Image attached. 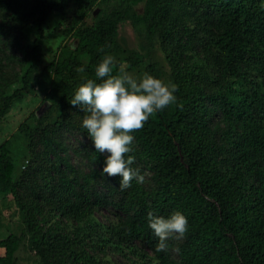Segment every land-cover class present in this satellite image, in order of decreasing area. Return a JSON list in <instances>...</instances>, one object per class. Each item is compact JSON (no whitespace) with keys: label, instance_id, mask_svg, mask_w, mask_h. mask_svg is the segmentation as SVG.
I'll use <instances>...</instances> for the list:
<instances>
[{"label":"trees","instance_id":"16d2710c","mask_svg":"<svg viewBox=\"0 0 264 264\" xmlns=\"http://www.w3.org/2000/svg\"><path fill=\"white\" fill-rule=\"evenodd\" d=\"M261 2L0 0V116L14 101L39 90L61 115L49 119L47 113L36 126H20L27 139L42 135L45 160L32 166L38 179L33 180L20 179L21 164L14 158L13 183L0 190L13 195L29 236L27 247L42 264H105L100 253L113 237L118 238L117 248L135 241L143 264H264ZM72 3L76 10L68 19L70 40L35 75L45 60L46 13L65 15ZM127 27L146 52L161 47L177 99L133 131L132 166L146 165L152 182L133 179L129 188L121 189L115 175L107 194L95 185L102 175L97 167H103L106 155L74 123L73 109L83 108L70 99L87 78L99 79L95 67L106 55L114 58V74L121 68L133 74L142 67L161 78L157 63L145 65L147 53L128 45L122 35ZM9 69L15 74L9 75ZM74 127L89 140L82 151L76 149L97 164L89 171L73 163L65 146V133ZM48 162L56 171L46 170ZM108 204L117 221L109 225L106 239L96 213ZM174 209L186 214L187 232L179 241L170 237L166 250L157 252L148 213L167 216ZM97 238L103 244H94ZM0 247L6 264H14L15 248L1 238Z\"/></svg>","mask_w":264,"mask_h":264},{"label":"rangeland","instance_id":"374dc122","mask_svg":"<svg viewBox=\"0 0 264 264\" xmlns=\"http://www.w3.org/2000/svg\"><path fill=\"white\" fill-rule=\"evenodd\" d=\"M72 7L68 9L65 15L57 11H48L46 31L47 38L45 39V60L42 66L35 71V75H40L43 71V67L52 61V59L59 53L60 47L70 40L69 34L71 32V26L68 23L70 16L74 15L76 6L71 4ZM54 32L60 34L55 35ZM66 34V35H65ZM63 35V36H61ZM128 39V45L131 48L141 49L139 46V40L131 27H127L122 34ZM148 55V63H157V69L160 71L161 79L165 81H172L170 79V65L165 57L160 46L153 48L146 52ZM213 66V65H212ZM17 69V65H13ZM242 71V68L241 70ZM134 76H140L146 71L142 67H137L133 71ZM9 75H14L13 69L8 70ZM253 75L256 81H260L261 77ZM33 78V77H32ZM173 82V81H172ZM45 94L42 91H37L36 94L27 95L21 100H16L10 107L9 112L0 116V190L12 185V173L14 170L13 159L17 158L20 161V179L29 177L37 179L34 175V168L32 166L42 163L45 158L42 156L44 152L43 137L38 133L34 135L32 139H27L21 136L20 126L27 122L32 126H36L39 123V118L48 113L49 119H57L61 117L58 110L51 108V101L45 100ZM86 115L84 110L77 112L76 108L73 109L74 123L76 126L82 125V119ZM78 129L74 127L73 131L66 132L65 146L68 149L72 161L74 164L80 166L84 171H89V167L96 166L97 164L89 163V159L84 155H79L76 151H82V145H88L89 140L86 136H78ZM10 143V148L5 146V142ZM106 155V153H103ZM18 156H20L18 158ZM48 158L51 156L49 154ZM47 160V159H46ZM91 162V161H90ZM139 164V163H138ZM99 166V165H98ZM100 170L103 167H97ZM30 169V170H29ZM139 169L145 176V184L149 185L152 182V174L146 167V165H139ZM29 170V176L25 175L24 171ZM50 173L56 171V167L50 162L47 163V168ZM28 178V179H29ZM114 176H107L102 173L98 182H95L96 187L100 188L102 192L110 194L109 185L112 184ZM38 180V179H37ZM111 198V196H110ZM99 224L101 225L100 233H105L104 238L110 236L109 225L114 224L117 221V212L111 204L102 206L96 213ZM0 238L7 244L15 248V262L14 264H42L40 257L34 250L27 247L28 234L26 228L20 219L19 209L13 195L4 194L0 192ZM175 238V237H174ZM173 238V239H174ZM177 241L181 239L175 238ZM118 242V238L113 237L110 242L104 243L106 249L101 251L100 257L104 260L105 264H143L141 256L136 249L135 241H124L120 244V248H117L115 243ZM94 244H103L100 239H95ZM110 257V262L104 258ZM0 264H6V252L5 249L0 247Z\"/></svg>","mask_w":264,"mask_h":264},{"label":"clouds","instance_id":"9594fccd","mask_svg":"<svg viewBox=\"0 0 264 264\" xmlns=\"http://www.w3.org/2000/svg\"><path fill=\"white\" fill-rule=\"evenodd\" d=\"M114 63V58L106 55L95 67V77L99 79L87 78L80 83L70 103L83 108L86 115L82 127L95 150L106 153L101 172L107 176L119 175V187L126 189L133 179L137 183L145 180L144 174L132 166L133 131L142 128L152 114L176 101L177 85L147 72L134 76L121 68L114 74ZM148 226L158 238L156 251L160 252L166 250L170 237L180 238L187 232L188 218L180 209L167 216L149 212ZM104 259L110 262V257Z\"/></svg>","mask_w":264,"mask_h":264}]
</instances>
